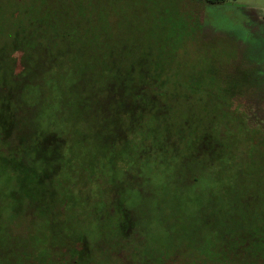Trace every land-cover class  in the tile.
<instances>
[{"label":"trees","instance_id":"trees-1","mask_svg":"<svg viewBox=\"0 0 264 264\" xmlns=\"http://www.w3.org/2000/svg\"><path fill=\"white\" fill-rule=\"evenodd\" d=\"M9 1V13H0V178L6 175L4 185L9 189L0 191V203L6 204L0 206L2 239L16 244L32 234L33 222L38 220L46 221L57 238L55 222L64 215L57 204L59 189L65 196L61 198L70 200L66 196L72 188H82L87 180L96 185L89 195L92 202L103 204L108 192L111 205H120L122 185L105 190L106 171L113 175L122 167L123 176L133 179L130 172L139 173L145 163L185 152L190 160L203 159L208 167L222 168L218 181L228 179L225 196H234L235 203L230 214L219 220L213 250L205 254L192 249L194 254L178 255L162 264H264V177L263 182L254 181L256 193L243 175L237 176L236 189L231 186L232 164L224 155L234 153L226 142L237 139L236 132L216 134L210 126L190 145H181L168 129L155 126L153 122L168 112L163 104L168 91L179 92L170 79L172 68L162 63L149 67L143 60L127 64L108 60L115 53L106 52L109 39L96 30L100 15L111 12L104 10L103 0H89L88 5L84 0ZM196 1L203 9L226 2ZM195 14L194 36L202 41L199 26L205 21L201 13ZM105 22L112 27L108 18ZM262 71L240 66L234 72L237 80L217 82L227 98L221 101L224 114L247 124L240 136L244 145H235L249 155L247 164L258 149V164H264ZM5 124L10 127L8 134ZM121 204L123 226H131L132 212L124 198ZM4 211L11 221L28 217V226H2ZM57 250L55 264H70L71 253L75 264H91L93 250L86 233L64 238ZM3 262L16 264L13 256L0 251Z\"/></svg>","mask_w":264,"mask_h":264},{"label":"rangeland","instance_id":"rangeland-1","mask_svg":"<svg viewBox=\"0 0 264 264\" xmlns=\"http://www.w3.org/2000/svg\"><path fill=\"white\" fill-rule=\"evenodd\" d=\"M84 1L88 5L89 0ZM199 3L103 0L104 10L111 12L100 15L96 30L109 39L105 42L109 48L105 50L115 53L108 59L111 62L127 64L143 60L149 67L170 65V79L176 82L179 92L168 91L163 103L168 105V112L153 124L168 129L175 136L174 142L180 140L181 145H190L197 134L210 126L216 134L222 130L236 132L238 138L226 142L234 153L224 155L232 164L228 172L231 186L236 189V178L243 175L248 188L256 193L254 181L263 182L264 177V164H258L260 150L247 164L249 155L243 148H235L244 142L240 138L242 128L248 127L233 115L224 114L221 101L227 98L218 83L223 79L234 81L235 69L240 66L248 70L251 65L261 67L260 74L264 77V0H226L205 9ZM9 11L10 1L0 0V13ZM195 13H201L205 21L203 26L199 22L202 41L194 36ZM107 18L112 24L110 28L105 22ZM6 125L8 134L10 127ZM188 157L182 152L160 161L152 160L139 173L131 171L133 179L123 176L122 167L113 175L105 172L109 181L105 190L119 189L121 185L124 188L119 197L125 199V207L132 212L131 226H123L125 221L118 209L122 206L121 199L120 205L117 202L111 205L107 192L103 204L92 202L89 195L96 185L85 180V186L73 187L67 194L70 200L61 198L65 196L58 190L57 204L64 211L55 222L59 237L50 234L46 221L38 220L33 222L32 234L16 244L0 236V251L13 256L16 264H55L53 257L60 255L57 247L64 238L73 239L86 233L93 250L91 264H162L178 255L194 254L197 249L207 254L213 250L219 220L230 214L235 197L225 196V185L230 183L226 176H222L226 180L218 181L220 166L208 167L205 160ZM4 177L0 178V187H6ZM0 191L8 193L9 189ZM0 206L6 204L2 202ZM6 212L2 214V226H28V217L11 221ZM72 254L69 263L75 264Z\"/></svg>","mask_w":264,"mask_h":264},{"label":"flooded vegetation","instance_id":"flooded-vegetation-1","mask_svg":"<svg viewBox=\"0 0 264 264\" xmlns=\"http://www.w3.org/2000/svg\"><path fill=\"white\" fill-rule=\"evenodd\" d=\"M207 7H209V6H207ZM207 7H206V8H207ZM213 8H214V7H213Z\"/></svg>","mask_w":264,"mask_h":264}]
</instances>
